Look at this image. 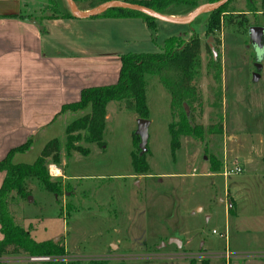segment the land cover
<instances>
[{"label":"rangeland","instance_id":"374dc122","mask_svg":"<svg viewBox=\"0 0 264 264\" xmlns=\"http://www.w3.org/2000/svg\"><path fill=\"white\" fill-rule=\"evenodd\" d=\"M31 2H41L36 6L43 16L54 15L45 0ZM197 2L202 6L208 0ZM104 3L86 0L77 5L85 9ZM62 4L70 9L67 0ZM259 4L253 8L247 0L229 3L221 30L211 34L216 58L207 43V13L190 24L156 19L155 39L141 21L124 27L105 21L108 35L114 34L108 37L109 48L118 46L127 53L159 52L170 36L189 40L199 33L202 66L196 82L202 103L195 105L194 123L204 126V137H184L173 150L171 97L155 76L147 75L150 173H134L138 116L125 102H111L105 145L82 139L78 143L89 154L74 152L68 160L62 154L69 177L62 179L71 190L55 195L30 181L31 197L15 195L10 205L20 226L38 241L59 238L66 255L47 262L11 255L2 257V264H264V46L253 44L249 34L251 26L264 28ZM214 59L223 68L220 100L209 72ZM78 115L68 111L51 133L45 132L14 162L34 163L54 138L61 139L65 152L66 126ZM221 117L223 133L208 134V127ZM216 162L222 167L214 171ZM172 238L182 246L169 244ZM245 256L255 257L245 262Z\"/></svg>","mask_w":264,"mask_h":264},{"label":"trees","instance_id":"16d2710c","mask_svg":"<svg viewBox=\"0 0 264 264\" xmlns=\"http://www.w3.org/2000/svg\"><path fill=\"white\" fill-rule=\"evenodd\" d=\"M48 8L54 15L50 18H73V14L64 0H45ZM86 0H75L76 3ZM111 0H100L101 3ZM131 3L147 6L166 15L190 14L196 11L200 4L197 0H127ZM219 0H208L216 2ZM229 0L225 5L207 13L206 34H215L221 30L222 22L227 10ZM250 7H258L264 10V0H247ZM50 5V6H49ZM96 5H91L90 9ZM173 12H171V11ZM111 18H141L146 22L153 33V39L157 32L156 19L139 11L127 8H112L99 15ZM199 18V17H198ZM197 18V19H198ZM232 20H229L231 22ZM210 48V46H209ZM211 49V48H210ZM212 51V50H211ZM202 45L199 33L194 32L189 40L181 36H170L165 39L162 50L155 53L129 52L121 56V70L118 81L114 84L93 86L82 90L78 101L63 106L61 113L73 112L79 114L66 126L65 156L70 158L74 152L84 155L90 153L88 148L78 143L82 139L85 142H96L105 145L104 134L107 127L108 106L113 101L125 102L127 108L136 114L138 118L149 119L150 109L148 103L147 75L155 76L171 97V111L173 121L170 124L172 148L175 151L181 147V140L190 136L196 139L204 137L205 129L201 124L194 123L195 105L202 103L201 92L196 82L202 66ZM213 53V52H212ZM214 58V57H213ZM209 72L217 84L212 87L213 92L220 100L222 98V72L223 68L215 59L209 64ZM187 104L191 110L187 115ZM224 131L223 118L216 124L208 127V134H222ZM140 137L135 135L137 151L133 153V168L135 175L149 174L151 165L148 161V153L140 154ZM32 145L29 139L24 144L9 151L7 156L0 161V171L6 173L4 182L0 188V230L3 238L0 239V259L5 256H53L64 257L65 248L54 242L53 239L44 241L36 240L31 231L20 226L10 211V205L17 195L19 198H27L31 193L28 182L35 181L46 192L62 195L71 190V185L64 183L62 177L50 179L48 165H61L62 141L59 138L51 139L44 146L41 155L34 163H15L16 153L27 152ZM222 164L216 162L212 169H221ZM70 204H67L70 209ZM0 264L2 262L0 261ZM69 264H87L76 261ZM89 264V263H88ZM91 264H103L101 262Z\"/></svg>","mask_w":264,"mask_h":264},{"label":"crops","instance_id":"0c3cea01","mask_svg":"<svg viewBox=\"0 0 264 264\" xmlns=\"http://www.w3.org/2000/svg\"><path fill=\"white\" fill-rule=\"evenodd\" d=\"M39 3L0 0V161L27 140L33 145L45 132L51 133L67 114L61 113L63 106L78 101L83 89L118 81L121 56L127 52L109 48L108 37L114 34L108 35L105 21L115 27L141 21L148 28L134 17L50 18L37 12ZM62 160L55 165L62 169V178L69 179L67 160ZM5 177L0 171V188ZM245 257L249 262L255 256Z\"/></svg>","mask_w":264,"mask_h":264},{"label":"water","instance_id":"95a60500","mask_svg":"<svg viewBox=\"0 0 264 264\" xmlns=\"http://www.w3.org/2000/svg\"><path fill=\"white\" fill-rule=\"evenodd\" d=\"M68 5L70 7V10L73 14L74 17L79 18V19H88L92 17L99 16L103 13H105L107 10L112 9V8H127L135 11L142 12L154 19H160V20H165L168 22L172 23H179V24H190L193 21H195L198 17H200L202 14L208 13L210 11H213L223 5H225L229 0H219L216 2H208L205 3L204 5L200 6L196 11L189 15L187 17H177L174 15H166L161 12H158L152 8H149L144 5L136 4V3H131L128 1H123V0H111L108 2H105L102 4L100 7L93 8L90 11H83L79 9L77 3L75 0H67ZM249 34L251 41L253 44H255L259 48H263L264 46V28L255 25L251 26L249 29ZM213 36H209L207 39V43L209 44L214 58L217 56V51L212 43ZM257 68L259 69L261 65H256ZM259 78V75L256 73L255 74V79L257 80ZM185 109L187 111V115L189 116L191 113V110L187 104H185ZM149 126H150V120L149 119H144V118H138V129H137V136L140 137V143H139V148H140V154L144 155L148 151V142H149ZM31 196H28L30 198ZM59 238H55L54 242L57 243ZM169 244L175 243L178 247L182 246V242L177 239V238H172L168 242ZM167 244V243H166ZM164 243V245H166Z\"/></svg>","mask_w":264,"mask_h":264},{"label":"built area","instance_id":"2783aa9c","mask_svg":"<svg viewBox=\"0 0 264 264\" xmlns=\"http://www.w3.org/2000/svg\"><path fill=\"white\" fill-rule=\"evenodd\" d=\"M237 172H241V168H237ZM232 172V170H230ZM230 172H226L227 175L230 174ZM58 257H52V256H28V261L29 262H47V261H52L53 259H56ZM59 259V258H58Z\"/></svg>","mask_w":264,"mask_h":264},{"label":"clouds","instance_id":"9594fccd","mask_svg":"<svg viewBox=\"0 0 264 264\" xmlns=\"http://www.w3.org/2000/svg\"><path fill=\"white\" fill-rule=\"evenodd\" d=\"M259 50L260 49L258 48V51ZM48 169H49V177L52 180H55L57 178H61L63 176L62 169L57 167L55 164H49Z\"/></svg>","mask_w":264,"mask_h":264},{"label":"bare ground","instance_id":"6f19581e","mask_svg":"<svg viewBox=\"0 0 264 264\" xmlns=\"http://www.w3.org/2000/svg\"><path fill=\"white\" fill-rule=\"evenodd\" d=\"M191 14V13H190ZM190 14H188L190 16ZM187 17V16H186Z\"/></svg>","mask_w":264,"mask_h":264}]
</instances>
